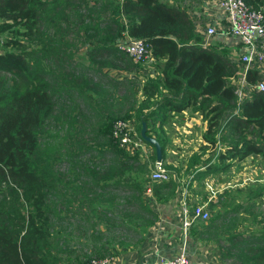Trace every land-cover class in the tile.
Returning <instances> with one entry per match:
<instances>
[{
    "label": "trees",
    "instance_id": "trees-1",
    "mask_svg": "<svg viewBox=\"0 0 264 264\" xmlns=\"http://www.w3.org/2000/svg\"><path fill=\"white\" fill-rule=\"evenodd\" d=\"M127 37L147 46L153 77L117 49ZM201 38L186 11L166 0H0V264H88L143 241L157 219L145 190L163 203L176 182L149 179L141 153L111 137L116 119L133 116L137 131L144 121L146 133L153 125L163 132L167 112L199 111L202 141L222 150L188 157L184 173L197 181L232 159L264 160V90H248L237 105L226 80L237 63L215 47L219 40L204 46ZM105 67L142 80H114ZM258 77L246 71L251 86ZM154 138L162 164L165 139ZM225 205L202 234L230 264H264V228L240 231L243 204Z\"/></svg>",
    "mask_w": 264,
    "mask_h": 264
},
{
    "label": "crops",
    "instance_id": "crops-1",
    "mask_svg": "<svg viewBox=\"0 0 264 264\" xmlns=\"http://www.w3.org/2000/svg\"><path fill=\"white\" fill-rule=\"evenodd\" d=\"M186 1L187 0H174V2H179L182 4L181 7L186 11L190 19H192V22L193 20L194 22H197L199 18V14L201 13L205 14L206 16L205 21L211 20L216 16H218V12L216 9V0H201V3L203 5L202 12H201L200 3H199V7L197 8L194 5H189V4L186 5L185 4ZM219 24H222V21L216 20L215 25L218 27ZM214 40H219L220 42L225 43L222 38L212 37L208 40V42L204 41V43L202 44L204 46H207L210 42L212 43ZM239 47L240 46L238 45L237 47L238 50ZM145 60L148 61V66L146 70L142 69L143 74H148L150 77H153L154 73L151 72L152 70L151 63L154 60L152 59L151 54H149L145 58ZM110 69L114 70L113 68ZM114 71H116L115 76H113L114 80H122L124 78H136V79L140 78V80H142V77L140 75L139 77H137L135 72H122L118 70H114ZM103 72L105 71L103 70ZM161 91L163 92L162 89ZM143 95L144 93L142 91L137 90L136 93L137 101L141 100ZM156 96L157 95L154 94L153 97H150V100L155 101L157 99ZM190 109H191L190 107H187L180 112H173V111L167 112L165 120L162 125L163 132H158V131L156 132L160 134L162 138L165 139L167 136L166 128L167 129L169 127L176 128L177 126H180L181 123H185L186 118L191 117L189 113ZM154 126L155 125H153V128L150 129L151 131L154 130L155 128ZM204 129L205 128H203V130ZM151 131H149V133L150 135L153 136V133ZM165 148H166V144H165ZM148 150L150 151L149 147ZM170 153L172 155H175L176 152L171 151ZM233 161H234L233 159L229 160L228 166H232ZM228 166L226 168H228ZM148 167L150 168V165H148ZM199 168L200 166L195 171L203 169L202 166H201L202 169ZM195 171L193 173H195ZM222 173H225V170H219L214 173L204 174L203 178L212 177L213 179H215V181H217L218 178L223 177ZM185 175L187 176V180L184 182L183 181L179 182L177 179L173 178V180H175L176 182L174 194L163 203H159L151 197V192L149 188L145 190V194H149L148 195L149 200L148 203L146 202V205L151 211H153L156 214L157 219L153 223V225L146 228L144 233V238L141 243H139L138 245H131L128 247L119 248L118 252L114 253L109 257L108 264H140L144 260L154 258V256H156L157 254L170 258L177 254L181 245L184 247L187 256V260H188L187 264H230L228 260H223L219 257L218 249L214 241L206 239L204 237L205 235L202 234L203 225L206 224L208 217L205 220L195 219L191 222V224L189 225L186 231L182 230L181 228L182 216L180 212V204L178 202V195L182 189V186L185 185L186 204L190 207V206H195L197 204L207 203L208 216L210 217L211 214L215 212L226 210L227 207H225L226 206L225 204L233 203L230 201V198H227V201L224 203H222L223 197H221V199L219 200L217 199L219 194L222 195L225 193V190L227 189V185L225 183L218 182L217 185L214 187L215 195L212 197H210V195L206 197L207 190H205L206 187L205 189L203 188V185L206 184L205 183L203 185L201 184L204 192L205 191L206 192L204 198L200 199L198 195L192 196L193 194H197L196 192L197 184L195 182L196 179L194 180L195 177L192 176V173H188V174L185 173ZM235 203L239 204L241 202H235ZM210 208L212 209V212Z\"/></svg>",
    "mask_w": 264,
    "mask_h": 264
},
{
    "label": "built area",
    "instance_id": "built-area-1",
    "mask_svg": "<svg viewBox=\"0 0 264 264\" xmlns=\"http://www.w3.org/2000/svg\"><path fill=\"white\" fill-rule=\"evenodd\" d=\"M218 16L203 22H194L195 32H199L205 42L212 37H219L225 43L231 45L238 44L237 72L240 82L233 89L236 96V104L240 102L250 89L264 90V84L257 81L250 85L246 82V71L250 68H259V64L264 60V13L259 8L247 5L243 0H216ZM216 20H221L222 24L217 27ZM117 49L123 52L132 62H142L148 55L147 46L139 39L127 37L125 42H119ZM234 61V58L231 57ZM244 85L243 93L242 86ZM250 87L245 90V87ZM111 137L119 147L134 153L139 151L141 155H149L148 146L136 135L133 130V123L130 119H116L112 123ZM219 149V147H218ZM152 166V167H151ZM150 168L149 179L154 182L167 181L174 177V173L163 168L160 161H153ZM201 168V167H200ZM199 168V169H200ZM202 169V168H201ZM190 177V176H189ZM205 187L210 192V197L214 196L213 188L205 182ZM181 212V228L186 231L191 222L195 219L205 220L208 217L207 203L188 206L186 204L185 185L178 195ZM156 249V248H155ZM154 249V250H155ZM108 258H91L88 264H108ZM187 256L184 247L181 245L177 254L167 258L157 254L152 259L142 261L140 264H187Z\"/></svg>",
    "mask_w": 264,
    "mask_h": 264
},
{
    "label": "rangeland",
    "instance_id": "rangeland-1",
    "mask_svg": "<svg viewBox=\"0 0 264 264\" xmlns=\"http://www.w3.org/2000/svg\"><path fill=\"white\" fill-rule=\"evenodd\" d=\"M170 4H176L178 6H181L182 4L179 2H174V0H166ZM259 9L264 11V0H260ZM201 7V12L203 11V5L201 3V0H187L185 4L194 5L197 8ZM185 6V5H184ZM199 12V13H201ZM197 13V14H199ZM206 16L204 13L199 14L198 22H203L205 20ZM3 36H8V34L3 33ZM2 36V35H1ZM201 42L204 43L203 38H201ZM212 45V43H209ZM23 49L28 50L31 49L28 47V43H22ZM217 48L221 47L224 54L232 58H234V62L237 63V55H238V45L235 43L231 45H227L223 42L220 44H217L215 46ZM264 48V43L262 45ZM81 47H79L80 49ZM8 49V48H7ZM75 50L73 51V58H78L79 54H81V50ZM9 51H16V49H8ZM20 51V50H19ZM135 63V62H133ZM138 65V68L140 69V74H143L142 69L146 70L148 66V61L143 60L142 62L136 63ZM233 67V66H232ZM231 73L226 77V80L228 83L233 84L234 88L238 83L240 82V77H238L237 72H239V69L237 66L234 65L233 68H231ZM101 70L107 72L106 74L113 78L115 76L114 70L105 67L101 68ZM259 77L258 81L262 82L264 84V60L260 62L259 68L257 69ZM7 74L0 72V77H6ZM250 87H245V90H247ZM244 85L242 86V93H243ZM190 116L189 118H186L185 123H181L180 126H177L176 128H166L167 130V136L165 138V157L163 160V168L167 171H171L174 173V178L177 179L179 182H184L187 180V176L184 173L186 164L184 166V163L188 159V157L191 156V154H197L199 157V161L206 160V159H212L217 153L218 148L214 146V148L207 146L206 142L202 141L201 134L203 133V128H205V121L202 119L199 111L195 110H189ZM133 123V130L138 135L137 127L138 123L134 119L133 116L129 117ZM177 124V123H176ZM153 128V127H152ZM203 130V131H202ZM151 131V130H150ZM153 136L150 135V133H146L148 136H152L154 138V135L156 132V128H154ZM155 139V138H154ZM149 147V146H148ZM149 156L141 155V160L143 162H146L145 164L151 162L150 156H151V148L149 147ZM174 151L176 152L175 155H172L170 152ZM168 152V153H166ZM214 153V154H213ZM186 158V159H185ZM232 166H228V168L225 169V173L223 174V177L218 178L217 181L213 179L212 177H205L200 180H196L197 184V194H193L192 196H197L200 199H203L205 195V192L203 188L205 189V185H203L205 182L210 185L211 188H213L217 185V183L222 182L227 185L226 190H230L231 193L227 197L226 195L222 194L218 196V200L222 198V203L227 201V198H230V201L235 202H241L239 204H243L244 208L239 209V219L240 223L238 224V227L240 226V231H258L259 228H264V160L259 157V155L255 156H248L244 160L237 161L236 159H233ZM152 167V166H151ZM149 168V167H148ZM151 168L148 170V176L150 174ZM186 176V177H185ZM195 180V178H194ZM203 185V188L201 186ZM207 190L206 197L210 195L209 190ZM225 190V191H226ZM149 194L143 195L144 202L148 203ZM203 196V197H202ZM249 198L250 200H247L246 198ZM251 203V206H248V204ZM227 206V205H226ZM248 206V207H247ZM247 207V208H246ZM211 212L212 209L210 208ZM209 218V216H208ZM199 224V223H198Z\"/></svg>",
    "mask_w": 264,
    "mask_h": 264
},
{
    "label": "water",
    "instance_id": "water-1",
    "mask_svg": "<svg viewBox=\"0 0 264 264\" xmlns=\"http://www.w3.org/2000/svg\"><path fill=\"white\" fill-rule=\"evenodd\" d=\"M145 131H146V124L144 121H141L138 135L145 143L153 146L154 154H155V161H160L161 154H160L159 144L152 136H148Z\"/></svg>",
    "mask_w": 264,
    "mask_h": 264
},
{
    "label": "clouds",
    "instance_id": "clouds-1",
    "mask_svg": "<svg viewBox=\"0 0 264 264\" xmlns=\"http://www.w3.org/2000/svg\"><path fill=\"white\" fill-rule=\"evenodd\" d=\"M227 44V43H226ZM227 45H229V44H227ZM138 137H139V135H138ZM140 138V137H139ZM141 139V138H140ZM142 140V139H141ZM143 141V140H142ZM144 142V141H143ZM145 143V142H144ZM147 146H149L150 147V145L149 144H147V143H145ZM215 146L218 148L219 147V149H218V151H221V145L219 144V142L218 141H216V144H215ZM149 156V155H148ZM152 164V163H151ZM151 164H150V166H151ZM201 167V166H200ZM202 168H203V166H202Z\"/></svg>",
    "mask_w": 264,
    "mask_h": 264
}]
</instances>
